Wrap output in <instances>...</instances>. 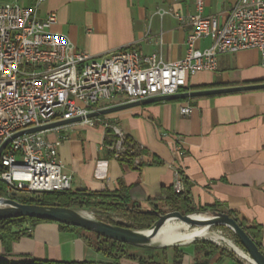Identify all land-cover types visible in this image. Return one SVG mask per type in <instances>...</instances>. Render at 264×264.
<instances>
[{"label": "crops", "instance_id": "1", "mask_svg": "<svg viewBox=\"0 0 264 264\" xmlns=\"http://www.w3.org/2000/svg\"><path fill=\"white\" fill-rule=\"evenodd\" d=\"M237 0H205L203 14L222 25ZM34 0H30V6ZM187 15L191 0H45L37 10L44 18L56 14L51 31L65 35L75 51L100 59L123 47L141 55L157 53L166 63L185 54L190 27L167 10ZM208 38L196 48L208 47ZM264 83V58L256 49H244L218 57L214 72L188 78V87L202 89ZM200 90V89H198ZM124 102L122 96L103 101L98 108ZM192 111L185 116L182 106ZM105 122L116 124L143 151L140 167L114 159L103 148L112 140ZM109 129V128H108ZM59 138L58 155L71 175L69 191L114 192L139 208L165 203L173 189L175 171L183 182L190 206L232 213L248 225L261 228L264 253V89L221 93L193 98L162 100L95 117L94 124L75 122L46 133ZM185 153L178 158L175 145ZM154 159V163L150 161ZM27 233L15 240L0 239V260L26 262L33 259L64 262L109 261L85 240L92 234L53 221L28 223ZM214 235V234H213ZM185 249L181 264L205 261ZM207 264H239L231 256L216 253Z\"/></svg>", "mask_w": 264, "mask_h": 264}, {"label": "built area", "instance_id": "2", "mask_svg": "<svg viewBox=\"0 0 264 264\" xmlns=\"http://www.w3.org/2000/svg\"><path fill=\"white\" fill-rule=\"evenodd\" d=\"M44 1L23 6L18 0H0V147L20 131L85 117L116 96L126 103L182 92L189 77L216 71L221 55L256 49L264 58V0H237L220 26L214 17L203 14L205 0H191L193 11L187 15L169 8L168 13L190 27L184 57L171 63L157 53L141 55L133 47L100 59L75 51L65 35L51 31L54 12L38 17ZM205 38L209 46L196 48V42ZM191 111L189 105L180 108L185 116ZM94 119L79 122L93 125ZM104 127L111 129L114 139L102 147L118 159L126 150L125 133L111 122ZM57 128L10 140L0 154V179L8 187L6 192L0 188V197L18 201L41 192L69 190L71 175L58 155L60 139L46 138ZM174 153L180 158L185 151L177 144ZM134 164L138 166L139 160ZM183 190L180 173L175 171L173 191Z\"/></svg>", "mask_w": 264, "mask_h": 264}, {"label": "trees", "instance_id": "3", "mask_svg": "<svg viewBox=\"0 0 264 264\" xmlns=\"http://www.w3.org/2000/svg\"><path fill=\"white\" fill-rule=\"evenodd\" d=\"M202 89L197 87H185L183 91L188 90H198ZM107 134L112 133V138L114 139V134L111 129H106ZM105 142V145L111 144L113 141ZM125 147L126 150L123 155L117 160L120 162H126L129 165H135L134 160L137 158L139 153L143 151L137 144H135L126 134H125ZM112 156V152L107 150ZM154 159L150 163H154ZM140 167V162L138 164ZM181 177V175H180ZM182 180V178H181ZM163 200L170 204L175 209L188 212V207L190 206V199L183 192L175 193L173 189H169L165 192ZM21 203H33L43 206H59L66 207L71 209H92L95 211H104V212H120L132 221L133 225L126 226L131 229H144L149 228L153 222L157 219V210L142 211L138 205L134 202H129L128 198L114 192H103V193H86L83 191L71 192L66 191H48L41 192L31 196L30 198H19ZM203 211L210 210L209 208L203 207L200 208ZM233 217L237 223L243 228L246 234L251 238V240L257 245L259 250L263 253L260 246V238L262 235L261 228L256 225H248L243 219L238 218L232 213H228ZM37 221H46L39 220L34 218L27 217H17L10 219H0V239L4 240H15L18 237L27 233L26 223L31 226ZM119 225V224H118ZM62 228H68L60 224ZM76 228V227H72ZM80 229V228H76ZM83 230V229H80ZM84 231V230H83ZM92 233V232H91ZM94 237L91 240L90 237L85 236V240L91 245L96 252L100 253L104 257L108 258L109 261L103 264H118L119 262H125L126 264H181L182 258L185 255V247H173L171 255L167 253L165 247L161 248L160 253H155L151 251L147 255L134 256L128 250L127 247H140L147 248V246H132L124 243L117 242L115 240L97 235L92 233ZM194 254L196 259L198 256L205 258V261L199 264H207V259L213 256L216 253L222 254L221 252H216L217 248L215 245L211 244L207 240L200 243L195 242L192 244ZM264 254V253H263ZM0 264H94L92 262H64V261H46V260H30L26 262H10L0 260Z\"/></svg>", "mask_w": 264, "mask_h": 264}, {"label": "water", "instance_id": "4", "mask_svg": "<svg viewBox=\"0 0 264 264\" xmlns=\"http://www.w3.org/2000/svg\"><path fill=\"white\" fill-rule=\"evenodd\" d=\"M261 89H264L263 82L228 86L221 88L188 90L170 95L153 96L133 102H126L117 105H112L89 112L85 115V117L77 116L69 119L54 121L41 126L20 131L14 134L13 136H11L10 138H8L1 145L0 154L2 150L6 147V145L10 142V140L16 136L30 132L43 131L55 127L68 125L71 123L79 122L84 118L86 119L95 118L101 115L115 113L117 111L126 108L152 103L156 101H162V100H175V99L193 98L200 96H209V95H215L221 93L243 92V91L261 90ZM0 183H2L1 179H0ZM13 194H15V192H13ZM192 216L193 215H188V214L183 215L178 211H171L164 214H157V219L148 229L136 230L95 219L92 216L86 215L83 213V211L77 209H71V208L59 207V206H43L33 203H21L13 198L0 197V219L27 217V218H34L39 220L53 221L66 226L80 228L83 229L84 231L92 232L97 235L132 246L154 245L152 243L153 238L157 235L159 229L163 226V224L168 219L171 218L178 219L182 222L188 223L189 225H207L209 227L213 225H224L232 230L235 237L243 246L249 258L252 260V264H264V254L259 250L257 245L251 240V238L246 234V232L237 223V221L229 214L210 210L208 211L207 219L198 220V219H194ZM177 245H187V244H175L172 246H177ZM166 246L167 245H163V246L159 245L158 247H166Z\"/></svg>", "mask_w": 264, "mask_h": 264}, {"label": "rangeland", "instance_id": "5", "mask_svg": "<svg viewBox=\"0 0 264 264\" xmlns=\"http://www.w3.org/2000/svg\"><path fill=\"white\" fill-rule=\"evenodd\" d=\"M30 0H18L19 4H25L27 5L29 3ZM0 188L3 189V192L7 191V185H5L4 183H0ZM18 196L20 195V192L17 193ZM35 194H32L31 196H34ZM176 208V207H175ZM174 207H172L170 204H167L166 202L157 206H154L153 208L149 207L148 209H145L144 207L140 208V210L142 211H150V210H157V214H164L167 212H171V211H178L181 214L185 215H194V214H208V211L210 210H206L203 211L200 208H195V207H191L189 206L188 212L185 211H181L178 209H175ZM83 212H87L89 213L93 218L110 223V224H115V225H120V226H128V225H133L136 226L135 224L132 223V221H129V219H127V217L123 214L122 211H118V212H104V211H95L92 209H77ZM147 229V228H144ZM136 230H140L139 228ZM215 235L220 241L221 243L224 244H230L233 245L235 247H237L239 250H241L243 253L246 254L243 246L240 244V242L237 240V238L235 237L234 233L232 232L231 229H229L227 226L224 225H213L210 226V228H206V232L205 235L209 236V238L207 239V242L210 241L211 244L215 245V247L217 248L216 252H221L224 255H228L231 256L232 258L236 259L237 262L239 264H245L242 260H240L239 258H237L236 255H234L233 253L229 252L226 248H223V246L221 245H217L214 244V242L212 243L211 241V235ZM91 238V240L94 239V237L92 236V234H89V236ZM205 240H201L200 238L196 239L195 241H193L192 243H189L187 245H177V246H166L165 248L167 249V253L170 256L171 252H172V248L173 247H185V249H192L193 246L192 244L195 242H202ZM163 247H158L157 245H152V246H147V248H140V247H127V250L134 256H141V255H147L148 253H150L151 251H155V253H160V250ZM118 264H126L125 262H119Z\"/></svg>", "mask_w": 264, "mask_h": 264}, {"label": "bare ground", "instance_id": "6", "mask_svg": "<svg viewBox=\"0 0 264 264\" xmlns=\"http://www.w3.org/2000/svg\"><path fill=\"white\" fill-rule=\"evenodd\" d=\"M83 213L90 215L87 212ZM192 217L194 219L204 220L208 218V214H194ZM206 228L210 227L207 225H189L188 223L182 222L178 219L171 218L168 219L159 229L157 235L153 238L152 243L158 246H172L175 244H188L198 238L201 240H207L209 236L205 235ZM211 236L212 243L214 242V244L223 246V248H226L229 252L236 255L237 258L242 260L245 264H252V260L249 258L247 253H243L233 245L221 243L215 235Z\"/></svg>", "mask_w": 264, "mask_h": 264}]
</instances>
